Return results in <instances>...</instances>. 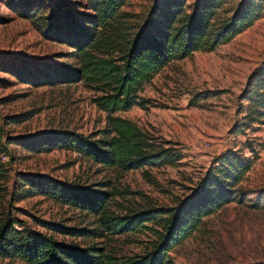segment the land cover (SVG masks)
<instances>
[{
  "label": "rangeland",
  "instance_id": "1",
  "mask_svg": "<svg viewBox=\"0 0 264 264\" xmlns=\"http://www.w3.org/2000/svg\"><path fill=\"white\" fill-rule=\"evenodd\" d=\"M151 1L124 0L119 10L125 15L118 22L133 32ZM193 1L184 0L185 13ZM239 1L221 0L213 20L229 16ZM258 1L260 15L247 28L211 50L170 62L138 90L144 108L114 113L179 154L169 165L122 170L66 149L33 153L14 141L49 128L96 134L104 126L105 113L91 101L98 94L82 82L58 83L51 77L68 74L78 64L65 30L91 13L87 0H0V220L8 218L16 230L40 232L77 247L103 246L106 254L121 261L147 250L153 232L138 229L86 238L49 230L40 220L77 229L93 226L96 217L43 196L21 194L22 176L45 174L107 191V214L124 215L172 207L216 164V157L230 150L250 160L239 183L247 192L245 199L202 218L196 230L171 249L165 264H264V110L260 98H243L247 78L264 62V0ZM49 80L56 83L46 84ZM144 224L158 228L153 222ZM0 264L27 263L0 258Z\"/></svg>",
  "mask_w": 264,
  "mask_h": 264
},
{
  "label": "trees",
  "instance_id": "2",
  "mask_svg": "<svg viewBox=\"0 0 264 264\" xmlns=\"http://www.w3.org/2000/svg\"><path fill=\"white\" fill-rule=\"evenodd\" d=\"M123 2L87 0L91 13L84 15L81 23H72L71 30H65V39L78 64L68 74L51 76L57 77L58 83L82 82L98 94L91 101L105 113L104 126L88 135L49 128L16 136L14 141L23 149L33 153L66 149L96 164L122 170L174 163L179 159L174 149L155 142L148 132L114 113L132 106L144 108L145 100L137 92L154 73L194 51L211 50L229 41L261 12L258 0H240L229 16L214 21L221 0H194L188 13L184 12V0H152L142 22L128 32L118 22L120 15H125L119 10ZM243 98L249 102L260 98L264 110V62L247 78ZM214 162L189 188V194L172 207H150L124 215L107 214L103 205L107 191L66 184L45 174H24L21 194L43 196L96 217L93 226L77 229L40 220L49 230L99 238L104 233L149 229L155 238L142 254L116 262L103 246L77 247L40 232L16 230L13 222L5 218L0 220V258H17L27 264H165L171 249L188 238L202 218L229 202L242 203L245 199L247 192L239 183L250 160L228 150ZM147 222L158 228L145 226Z\"/></svg>",
  "mask_w": 264,
  "mask_h": 264
}]
</instances>
